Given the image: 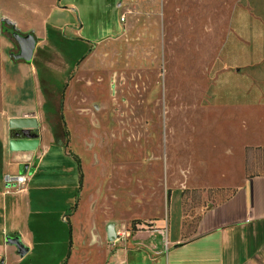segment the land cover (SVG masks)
Instances as JSON below:
<instances>
[{"label": "rangeland", "instance_id": "obj_1", "mask_svg": "<svg viewBox=\"0 0 264 264\" xmlns=\"http://www.w3.org/2000/svg\"><path fill=\"white\" fill-rule=\"evenodd\" d=\"M5 1L45 13L48 37L52 28L63 33L34 57L62 72L51 90L54 103L63 91L69 148L96 199L121 201L127 230L154 219L156 201L178 198L184 215L194 216L207 201L227 199L237 176L264 171V144L244 145L264 140L263 125L240 128L204 103L229 9L242 0ZM70 4L77 8H62ZM76 25L108 38L84 48ZM63 63L69 68L61 71ZM139 209L149 211L148 220L128 217Z\"/></svg>", "mask_w": 264, "mask_h": 264}, {"label": "crops", "instance_id": "obj_2", "mask_svg": "<svg viewBox=\"0 0 264 264\" xmlns=\"http://www.w3.org/2000/svg\"><path fill=\"white\" fill-rule=\"evenodd\" d=\"M118 4L121 7V2ZM62 8L70 11L77 6ZM29 15H39V21L33 23ZM40 15L45 13L31 5L11 8L7 1H0V19L11 20L21 33L33 32L36 48L43 49L63 40V33L52 28L48 37L47 15ZM74 30L75 39L84 48L108 38L96 39L77 25ZM14 46L1 32L0 20L3 264H264V171L237 176L231 183L235 190L227 199L207 201L194 216L184 215L178 198L156 201L154 219L127 230L122 224L121 201H111V205L98 201L85 185L83 168L80 164L79 169L73 156L76 153L69 148L71 138L66 147L53 141L33 60L43 61L33 56L30 62H14L10 57ZM62 67L64 71L69 65L63 63ZM49 69L53 74L54 68ZM57 75L53 74L54 80ZM209 76L205 104L240 128L259 122L264 129V0H242L230 7L227 30ZM25 137L39 139L35 150L9 149L10 139ZM248 144L262 145L264 140L244 145ZM20 174L27 179L20 186L5 180L7 175ZM201 181L194 183L212 184ZM141 212L128 217L148 220L149 211ZM110 222L117 233L114 242L106 234ZM8 238L18 239L24 253Z\"/></svg>", "mask_w": 264, "mask_h": 264}, {"label": "trees", "instance_id": "obj_3", "mask_svg": "<svg viewBox=\"0 0 264 264\" xmlns=\"http://www.w3.org/2000/svg\"><path fill=\"white\" fill-rule=\"evenodd\" d=\"M2 21L4 22V26L1 32L4 33L8 38H10L14 42L15 46L11 50V52H13L15 47L17 48L18 46L16 42L13 40L11 36V32L12 31L20 32V31L15 27L14 22H12L11 20L5 18V19H2ZM28 33L33 34V32L31 31ZM21 34H26V33H21ZM43 51L44 49L42 48L37 49V52H43ZM11 59L14 62L22 61L20 59H14L13 57H11ZM33 61L36 66L38 79L40 83V89L44 95V110L46 113L47 122L49 123L50 128H51V132L53 135V141L55 143L60 144L62 147H66L70 139V133L67 128L66 122L64 121L63 113H62L63 91L60 93V97L58 98L57 102L54 103L52 99L55 96V93L51 90V85L54 82L53 74L47 69V67L42 62H39L35 59ZM52 117H54V120L52 119ZM50 121H53V123ZM73 156L77 161L79 169L81 170L79 157L76 154ZM253 172H256V171H253L252 169H250V171L246 175L254 174ZM80 184H81V179H80ZM138 224H139L138 220L134 221V229H136Z\"/></svg>", "mask_w": 264, "mask_h": 264}, {"label": "water", "instance_id": "obj_4", "mask_svg": "<svg viewBox=\"0 0 264 264\" xmlns=\"http://www.w3.org/2000/svg\"><path fill=\"white\" fill-rule=\"evenodd\" d=\"M4 19V18H2ZM0 19V20H2ZM11 36L18 46V52H11L10 57L14 59H20L25 62H30L33 59L35 48H36V37L32 33L21 34L18 31H12ZM39 139L36 137H25L10 139L8 142L9 149L11 151H25L35 150L38 146ZM107 238L113 242L116 238L117 233L114 229V223L110 222L106 227ZM8 242L15 244L21 254L24 253L25 248L21 245L18 239L8 238Z\"/></svg>", "mask_w": 264, "mask_h": 264}, {"label": "built area", "instance_id": "obj_5", "mask_svg": "<svg viewBox=\"0 0 264 264\" xmlns=\"http://www.w3.org/2000/svg\"><path fill=\"white\" fill-rule=\"evenodd\" d=\"M120 20H121V21H124V20H125V16H124V14L121 15ZM5 180H6V182H7L8 184L14 182L17 186H20V185L24 184V183L26 182L27 179H26V177H25L24 174H20V175H16V176H10V175H7V176L5 177ZM64 219H65V218H64ZM118 235H120V233H118ZM115 240H117V238H116ZM115 240H113V242H114ZM0 264H3V263L0 261Z\"/></svg>", "mask_w": 264, "mask_h": 264}, {"label": "flooded vegetation", "instance_id": "obj_6", "mask_svg": "<svg viewBox=\"0 0 264 264\" xmlns=\"http://www.w3.org/2000/svg\"><path fill=\"white\" fill-rule=\"evenodd\" d=\"M3 26H4V22L1 20V30H2ZM13 52H15V53L18 52V47Z\"/></svg>", "mask_w": 264, "mask_h": 264}]
</instances>
